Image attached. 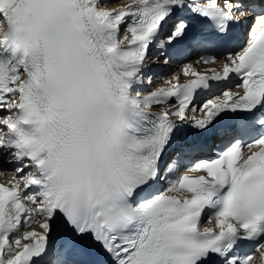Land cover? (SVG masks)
I'll use <instances>...</instances> for the list:
<instances>
[{"label": "snow or ice", "instance_id": "snow-or-ice-1", "mask_svg": "<svg viewBox=\"0 0 264 264\" xmlns=\"http://www.w3.org/2000/svg\"><path fill=\"white\" fill-rule=\"evenodd\" d=\"M6 175L0 264H264V0H0Z\"/></svg>", "mask_w": 264, "mask_h": 264}, {"label": "bare ground", "instance_id": "bare-ground-1", "mask_svg": "<svg viewBox=\"0 0 264 264\" xmlns=\"http://www.w3.org/2000/svg\"><path fill=\"white\" fill-rule=\"evenodd\" d=\"M121 2L122 3H127L128 2V0H121ZM192 57V56H191ZM194 59V58H193ZM191 60H192V58H189V60L188 61H186V62H191ZM150 61H152L151 59H150ZM149 61V62H150ZM158 65H156L155 66V68L157 67ZM204 68L205 67H201L199 70H204ZM156 69H158V68H156ZM161 73L162 72H160V75H161ZM166 86V85H165ZM157 87H161L160 85H158ZM4 167H11V165H4ZM2 179H3V181H2ZM9 179H11V176L10 175H6V176H4V177H0V182H5V181H7V180H9Z\"/></svg>", "mask_w": 264, "mask_h": 264}, {"label": "rangeland", "instance_id": "rangeland-1", "mask_svg": "<svg viewBox=\"0 0 264 264\" xmlns=\"http://www.w3.org/2000/svg\"><path fill=\"white\" fill-rule=\"evenodd\" d=\"M149 64H152V61H150ZM153 67H155V65H154ZM179 67H180V66H179ZM179 67H178V68H173L172 70H171V69H168L169 71L162 72V73H161V76L168 75L169 73L175 72V71H177V70L179 69ZM158 85H164V84L162 83V81L157 80V81L152 85V87L155 88V87L158 86ZM146 87H147V86H146Z\"/></svg>", "mask_w": 264, "mask_h": 264}, {"label": "clouds", "instance_id": "clouds-1", "mask_svg": "<svg viewBox=\"0 0 264 264\" xmlns=\"http://www.w3.org/2000/svg\"><path fill=\"white\" fill-rule=\"evenodd\" d=\"M208 227H211V225H208Z\"/></svg>", "mask_w": 264, "mask_h": 264}]
</instances>
